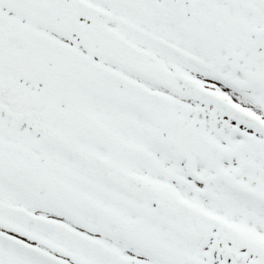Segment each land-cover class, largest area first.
I'll use <instances>...</instances> for the list:
<instances>
[{
	"label": "snow or ice",
	"instance_id": "1",
	"mask_svg": "<svg viewBox=\"0 0 264 264\" xmlns=\"http://www.w3.org/2000/svg\"><path fill=\"white\" fill-rule=\"evenodd\" d=\"M0 264H264V0H0Z\"/></svg>",
	"mask_w": 264,
	"mask_h": 264
}]
</instances>
